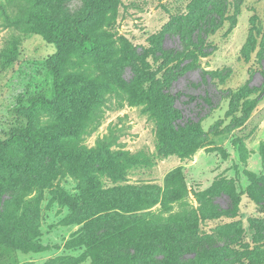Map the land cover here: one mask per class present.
<instances>
[{"label": "rangeland", "instance_id": "374dc122", "mask_svg": "<svg viewBox=\"0 0 264 264\" xmlns=\"http://www.w3.org/2000/svg\"><path fill=\"white\" fill-rule=\"evenodd\" d=\"M88 6L64 0L46 8L48 18L72 32L83 17L85 29L110 48L105 58L77 52L64 59V74L98 82L162 80L180 112L175 126L183 134L188 126L202 129L199 147L187 156L161 151L146 105L102 89L83 144L145 153L150 162L130 168L123 181L88 180L89 191L104 194L70 210L56 189L77 194L82 181L44 157L32 177L0 197V233L10 232L17 248L0 264H93L78 247L82 240L125 228L144 235L139 243L149 237L130 250L142 264H169L170 257L176 264L263 261L264 0H119L113 11L87 14ZM30 11L26 0H0L2 139L25 127L18 107L53 95L48 60L56 49L30 32ZM193 45L202 49L195 56ZM36 115L41 127L57 120L49 112ZM172 175L183 179L186 195L168 202Z\"/></svg>", "mask_w": 264, "mask_h": 264}, {"label": "trees", "instance_id": "16d2710c", "mask_svg": "<svg viewBox=\"0 0 264 264\" xmlns=\"http://www.w3.org/2000/svg\"><path fill=\"white\" fill-rule=\"evenodd\" d=\"M26 1L28 8H31L26 17L30 21V32L40 35L47 44L56 49V53L48 60L53 76V95L51 98L37 95L28 106L18 107L16 114L25 120V127L5 139L0 138V197L7 188L16 187L20 180L32 177L44 157L51 156L57 160L62 170L70 171L82 181L83 185L77 194H69L60 188L55 192L59 203L70 210H78L96 195L104 194L100 189L97 194L89 191L88 180L97 181L99 177L108 175L114 180L123 181L130 168L150 162V157L145 153L112 152L103 142H99L94 149H88V146L83 144L82 135L86 134L89 113L92 110L90 107L100 102L101 90L104 88L119 91L135 103L146 105L155 119L158 147L161 151L181 156L194 153L199 147L198 139L203 134L202 129L198 127L195 131H189L188 129L196 125L188 126L183 134L175 126L180 112L172 105L170 96L164 93V88H160L162 80L124 82L118 76H110L98 82L86 80L78 74H64V59L77 52L105 58L103 53L110 54L107 42L85 29L82 25L84 18L81 16L75 20L73 32L68 30L65 23L48 18L46 8L64 0ZM88 1L87 14L108 13L113 11L119 2ZM193 48L196 49L192 52L194 56L202 50L197 45H193ZM104 85L106 87H103ZM38 111L53 113L56 122L47 127L39 126L36 119ZM170 181H173L174 187L166 198L167 201L182 200L186 195L183 179L172 175ZM83 231L85 230H81ZM140 235L144 236L131 228H125L116 232L115 236L104 233L89 239L86 237L78 247L87 251L93 264H142L141 256H134L130 251L140 247L149 238L143 237L139 243L137 239ZM11 236L7 230L0 233V262L11 256L14 248L17 249L9 243ZM121 254L122 258L118 256ZM147 257H144V260ZM170 260L172 264H176L175 258L173 260V257H170ZM242 264H264V260H252Z\"/></svg>", "mask_w": 264, "mask_h": 264}]
</instances>
